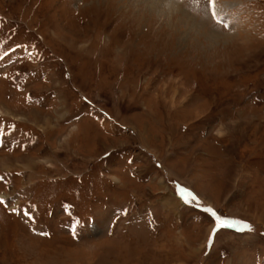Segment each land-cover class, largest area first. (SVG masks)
<instances>
[{"label": "rangeland", "instance_id": "1", "mask_svg": "<svg viewBox=\"0 0 264 264\" xmlns=\"http://www.w3.org/2000/svg\"><path fill=\"white\" fill-rule=\"evenodd\" d=\"M141 1L0 0V264H264V0Z\"/></svg>", "mask_w": 264, "mask_h": 264}, {"label": "bare ground", "instance_id": "2", "mask_svg": "<svg viewBox=\"0 0 264 264\" xmlns=\"http://www.w3.org/2000/svg\"><path fill=\"white\" fill-rule=\"evenodd\" d=\"M140 1V0H139ZM143 1H145V2H148V3H150V5H151V7L152 8H156V7H159V6H161V4H163V3H161V2H165L164 0H143ZM143 1H141V2H143ZM159 1V2H158ZM161 1V2H160ZM152 3V4H151ZM147 4V3H146ZM170 7H172V8H175V9H179L178 7H176L175 5H170ZM158 10H161L160 8L159 9H157L156 11H158ZM171 10V9H170ZM174 11V10H173ZM189 17V16H188ZM189 19H192L191 17H189ZM18 118V117H17ZM47 120V119H46ZM47 122H48V124H50L51 123V120L49 119V120H47Z\"/></svg>", "mask_w": 264, "mask_h": 264}, {"label": "snow or ice", "instance_id": "3", "mask_svg": "<svg viewBox=\"0 0 264 264\" xmlns=\"http://www.w3.org/2000/svg\"><path fill=\"white\" fill-rule=\"evenodd\" d=\"M189 195H191V193H189ZM193 199H195V197H193ZM0 203H4V201L0 200ZM207 211H211V209H208ZM23 214H24V216L28 217L29 219L34 220V217L28 211H24ZM213 215H215V214L213 213ZM220 223L225 224L226 222L221 221ZM228 227H231V225H228ZM245 227H247V225H245Z\"/></svg>", "mask_w": 264, "mask_h": 264}]
</instances>
